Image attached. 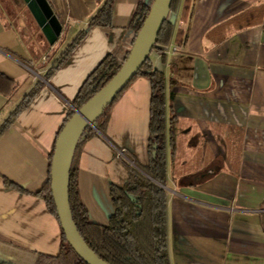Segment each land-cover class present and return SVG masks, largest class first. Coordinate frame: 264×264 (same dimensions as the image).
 I'll return each instance as SVG.
<instances>
[{"label": "crops", "instance_id": "1", "mask_svg": "<svg viewBox=\"0 0 264 264\" xmlns=\"http://www.w3.org/2000/svg\"><path fill=\"white\" fill-rule=\"evenodd\" d=\"M48 1L63 26L54 44L43 34L28 41L11 7L21 0H0V70L18 84L12 95L0 93V125L43 82L0 137V258L14 264L60 251V222L35 192L48 178L57 132L81 84L107 53L121 57L131 48L129 23L139 0H114L113 26L92 27L46 80V70L105 2ZM186 1L173 15L172 42L151 53L175 111L165 185L170 262L264 264V0H191L189 9ZM260 4L261 14L253 10ZM182 25L187 37L180 42ZM150 97L146 77L132 80L110 106L105 133L76 152L90 220L108 222L110 184L126 181L132 159L148 160Z\"/></svg>", "mask_w": 264, "mask_h": 264}, {"label": "trees", "instance_id": "2", "mask_svg": "<svg viewBox=\"0 0 264 264\" xmlns=\"http://www.w3.org/2000/svg\"><path fill=\"white\" fill-rule=\"evenodd\" d=\"M179 1H172L169 14L161 27L152 51H163L172 42L174 32L173 15L178 11ZM113 2L114 0H105L103 5L89 18L86 26L77 33L46 70L43 75L44 79H51L72 55L75 48L86 38L92 27L109 28L113 26ZM152 2L153 0H139L136 5L129 23V27L133 30L131 46L147 17ZM190 4L191 0H187L186 9H189ZM262 7L260 4L251 9L255 12L259 10L261 14ZM247 23L248 21L245 24ZM178 36L180 42L186 40L187 35L184 25L178 28ZM129 52L130 49L121 57L112 52L107 53L87 75L70 102L71 107L57 132L56 139L64 124L74 113V108L82 106L113 77L128 57ZM151 53L132 79L134 80L140 76L146 77L151 85L148 160L147 162H140L137 159H132L133 164L126 163L128 173L126 181L123 184H110L109 191L114 210L110 214L107 223L90 220L87 207L80 198L78 167L75 166L74 158L77 150L85 140L97 136L99 132L105 133L109 108L124 90L95 119L93 126H88L84 130L79 138L71 163L69 197L75 224L86 243L110 264H171L168 254V191L165 185L167 184L168 151L169 148L172 150L174 145L173 121L175 111L166 99V76L162 70L154 66ZM17 85L14 78L0 70L1 94L12 95ZM42 86L43 82L38 80L10 112L0 125V137L15 122L20 112L31 103ZM56 139L50 153L48 178L42 188L36 191L35 194L44 198L50 212L59 220L50 185L51 159ZM2 177L4 183L10 187L23 189L6 176L2 175ZM0 264L14 263L0 258ZM34 264L88 263L67 242L62 230L60 251L57 254L38 253Z\"/></svg>", "mask_w": 264, "mask_h": 264}, {"label": "water", "instance_id": "3", "mask_svg": "<svg viewBox=\"0 0 264 264\" xmlns=\"http://www.w3.org/2000/svg\"><path fill=\"white\" fill-rule=\"evenodd\" d=\"M49 44H54L63 26L48 0H23ZM173 0H153L147 17L138 31L130 52L119 70L82 106L74 108L55 142L50 167V185L61 228L67 242L88 264H110L100 257L80 234L70 207L69 175L79 138L93 126L104 109L132 81L149 57Z\"/></svg>", "mask_w": 264, "mask_h": 264}, {"label": "rangeland", "instance_id": "4", "mask_svg": "<svg viewBox=\"0 0 264 264\" xmlns=\"http://www.w3.org/2000/svg\"><path fill=\"white\" fill-rule=\"evenodd\" d=\"M11 4H12L11 5L12 10H14V17L16 18L15 22L18 23L21 33L27 35L26 38L28 39V41H35L37 37H42V32L38 30L39 28L37 27V24L34 18L32 17V14L30 13L29 9L27 8L26 4L24 3V1L21 0L19 6L17 5L15 6L14 3ZM145 161H147V158ZM110 210H111L110 212L111 214L114 210L112 205ZM106 222H107V218L104 220V222L101 223H106Z\"/></svg>", "mask_w": 264, "mask_h": 264}, {"label": "built area", "instance_id": "5", "mask_svg": "<svg viewBox=\"0 0 264 264\" xmlns=\"http://www.w3.org/2000/svg\"><path fill=\"white\" fill-rule=\"evenodd\" d=\"M173 49V51H175L176 49H177V47H174V48H172ZM133 164V163H132Z\"/></svg>", "mask_w": 264, "mask_h": 264}]
</instances>
